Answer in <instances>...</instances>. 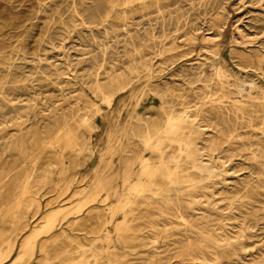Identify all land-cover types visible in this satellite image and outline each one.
Returning <instances> with one entry per match:
<instances>
[{"label":"rangeland","instance_id":"obj_1","mask_svg":"<svg viewBox=\"0 0 264 264\" xmlns=\"http://www.w3.org/2000/svg\"><path fill=\"white\" fill-rule=\"evenodd\" d=\"M220 66L230 75L224 87L230 89L223 98L225 104L239 101L243 114L216 116L208 111L197 123V146L204 157L212 152L213 173L208 175L213 178L208 176L192 193L171 190L168 197L153 195L150 204L138 202L128 217L130 229L122 230L119 238L114 223L123 214L112 215L110 209L137 179L141 159L151 155L137 134L145 129L144 123L153 127L163 124L173 111L192 110L200 104L208 109L215 97L209 91L222 92L218 80L212 78ZM122 86L124 90L119 91ZM239 87L245 91L239 93ZM105 91L115 92L110 105ZM263 93L264 0H0V231L10 228L6 234L1 231L0 238L12 234L17 223L22 227L20 241L43 223L49 210L60 206L57 226L50 234H42L39 242L63 229L66 236L58 241L73 249L71 257L75 259L83 251L81 247L96 243L106 249L103 264L116 260L115 264H218L215 255L222 254L212 244L204 255L199 253L200 263L175 255L186 247L187 234L198 245L201 237L197 229H205L231 243L240 255V264H263ZM64 119L74 127L67 139L55 141L41 152ZM70 139L73 148L65 146ZM206 147L216 148L208 152ZM25 169L31 171L33 185L31 194L23 197L26 200L21 198L19 208L13 193ZM190 170L200 174L197 169ZM144 194L152 196L151 191ZM108 219L111 222L107 224ZM187 222L196 231H188ZM105 231L109 240L102 236ZM90 254L88 251L86 257L93 263ZM43 255L37 251L34 260L26 264H43Z\"/></svg>","mask_w":264,"mask_h":264},{"label":"bare ground","instance_id":"obj_2","mask_svg":"<svg viewBox=\"0 0 264 264\" xmlns=\"http://www.w3.org/2000/svg\"><path fill=\"white\" fill-rule=\"evenodd\" d=\"M179 31V30H178ZM205 40V39H204ZM231 43V42H230ZM206 50V49H205ZM155 54V53H154ZM212 54V53H211ZM133 56V55H132ZM215 57V56H214ZM209 59V58H208ZM207 59V60H208ZM142 65V64H141ZM147 65V64H145ZM150 65V64H149ZM216 66V65H215ZM11 67V66H10ZM136 68V67H135ZM142 68V67H141ZM144 68V67H143ZM146 69V68H144ZM148 69H149V66H148ZM216 69V70H215ZM214 69V76L218 81H216V83H218L220 86H221V89L222 92L221 93H213L212 92V89L213 87H209V89H211L209 92L211 93V95H215L214 98H211L210 100V104H209V107L208 109H206L204 107L203 104H200V102H198L200 105L198 106H195L194 109H184L182 107V110L181 112H178V113H175L173 110V112L167 114V116L165 117V120L163 121V124L161 123V125L157 124L158 126H155L153 127V125L151 124H148V123H144L145 124V129L137 134V136L140 137L142 143H143V146L144 148H146L147 150H149V153L151 151V155L149 156H144L142 159H141V162H140V170L138 171V176L136 177L137 179L132 183L130 184L129 186V189H125V191H123L122 195L120 196L119 200L117 201V203H114V206L111 207L110 211L112 213V215L116 214V212L118 213L119 211L123 214L122 216V219H119L117 221H115L116 223L115 224V228H116V233H118L120 236L119 238L122 236L121 235V231L125 230L126 229H130V226H129V223L128 221H130V219L128 218L129 215L133 214V211L135 207V205L142 201L143 203H145L144 201H146V203L148 202H152L151 199H153V195H160L162 194L163 196L165 197H168L166 196V193L171 191V190H174V191H180V192H190L192 193V191L196 188V186L204 181L205 179H207V177L209 176L208 174H211L213 173V166L210 164V161H211V158L213 157L212 155V152H209L214 150V148L216 147H213V149H211L212 147H206L208 149V154H206L207 157H204L205 154H202L200 152V149L198 148L197 146V141H196V138L198 137V132H199V128H200V125H198V121L200 120V117L206 112L208 113V111L211 112H215V114H217L216 116H219V115H230L232 112V114H236V115H239V114H243V109L242 107L239 105V101L238 102H234L231 104V106L225 104V101H224V97L227 98L230 91V89L226 88V90H224V87L226 85V80H227V77L230 76V75H227V72L220 66V67H216ZM132 70V69H131ZM142 70V69H141ZM135 71V70H134ZM144 71V70H143ZM150 71V70H149ZM132 72V71H131ZM140 72V71H139ZM130 73V72H129ZM131 74V73H130ZM121 77V75H120ZM130 77V76H129ZM128 77V78H129ZM234 77V75H233ZM211 78V77H210ZM233 79V78H232ZM122 80V79H121ZM199 80V79H198ZM208 80V79H207ZM206 80V81H207ZM213 80V79H212ZM111 81V80H110ZM116 82H118L116 80ZM200 82V81H199ZM210 82V81H209ZM238 82H240V80H238ZM255 82V81H253ZM112 83V82H110ZM207 83V82H206ZM228 83V82H227ZM115 84V83H114ZM119 84V82H118ZM117 84V85H118ZM122 84V83H121ZM229 84V83H228ZM227 84V85H228ZM116 85V86H117ZM126 85V83H125ZM226 85V86H227ZM112 86V85H111ZM131 86V85H130ZM204 86V85H203ZM100 90L102 89V87L100 85L97 86ZM96 87V88H97ZM110 87V86H109ZM115 87V86H114ZM206 87V86H205ZM208 87V86H207ZM216 87V86H214ZM219 87V86H217ZM231 87V86H230ZM248 87V86H247ZM105 88V87H104ZM116 88V87H115ZM170 88V87H169ZM252 88V87H251ZM256 88V87H255ZM114 89V88H113ZM123 89L124 90V86H122L119 91ZM167 89V88H165ZM171 89V88H170ZM206 89V88H205ZM208 89V88H207ZM206 89V91H207ZM216 89H219V88H216ZM215 89V90H216ZM112 90V89H111ZM115 90V89H114ZM118 90V89H116ZM202 90V89H201ZM235 90V89H234ZM238 92L239 93H242L243 91H245L243 88L239 87L238 89ZM253 90V89H252ZM169 91V90H167ZM214 91V90H213ZM219 90H216L214 92H218ZM247 91V90H246ZM255 91V90H254ZM98 92V91H97ZM100 92V91H99ZM102 92V91H101ZM105 92H108V91H105ZM114 91H111V93L109 94H105L104 93V98H105V101L108 103V105L111 104L112 102V98L115 94L112 93ZM118 92V91H117ZM166 92V91H165ZM252 92V91H251ZM263 92V91H262ZM205 93V92H204ZM207 93V92H206ZM248 93V92H247ZM102 94V93H101ZM238 94V93H236ZM245 94V93H244ZM264 94V93H263ZM164 95V94H163ZM201 95V93H200ZM208 95V94H207ZM206 95V96H207ZM246 95V94H245ZM261 95V94H260ZM199 96V94H198ZM240 96V95H239ZM243 96V95H242ZM259 96V95H257ZM205 97V96H204ZM212 97V96H211ZM250 97V96H249ZM255 97V96H253ZM132 98V97H131ZM209 98V97H208ZM245 98V97H244ZM200 99V98H199ZM203 99V98H202ZM166 100V99H165ZM197 100V99H196ZM201 100V99H200ZM242 100V99H241ZM256 100V99H255ZM198 101V100H197ZM183 102V101H182ZM181 102V103H182ZM204 102V101H203ZM209 102V100H208ZM190 103V102H189ZM188 103V104H189ZM196 103V102H195ZM238 103V104H237ZM242 103V102H241ZM258 103V102H257ZM230 104V103H229ZM251 104V103H250ZM172 105V104H171ZM174 105V104H173ZM249 105V104H248ZM165 106V105H164ZM194 106V105H193ZM112 107V106H111ZM169 107V106H168ZM257 107V106H256ZM255 107V108H256ZM260 107V106H259ZM263 107V106H262ZM162 109V108H161ZM168 109V108H167ZM171 109V107H169V110ZM174 109V107H173ZM181 109V108H180ZM175 110V109H174ZM179 110V108L177 109ZM255 110V109H254ZM263 110V109H262ZM163 111V109H162ZM180 111V110H179ZM248 111V110H247ZM260 111V108L259 110ZM164 112V111H163ZM257 112V111H256ZM261 112V111H260ZM249 115V114H248ZM208 116V114H207ZM242 116V115H241ZM231 117V116H229ZM136 118V117H135ZM140 118V116H139ZM235 118V117H234ZM241 118V117H240ZM142 119V118H141ZM164 119V118H163ZM202 119V118H201ZM231 119V118H230ZM242 119V118H241ZM143 120V119H142ZM140 120V121H142ZM213 120V119H212ZM229 120V118H228ZM227 120V123H229L230 121ZM235 120V119H234ZM237 120V119H236ZM240 120V119H239ZM261 120V119H260ZM263 120V119H262ZM87 121H88V118H85L83 119V122L84 124L86 123L87 124ZM138 121V120H137ZM202 121V120H201ZM125 122V121H124ZM204 122V121H203ZM202 122V123H203ZM208 122V121H206ZM212 122V121H211ZM262 122V121H261ZM137 123V122H136ZM160 123V121H159ZM241 123V122H240ZM140 124V123H139ZM137 124V126L139 125ZM142 124V123H141ZM210 124V122H209ZM215 124V123H213ZM231 124V123H230ZM245 124V123H244ZM253 124V123H252ZM82 125V124H81ZM135 125V124H134ZM225 125V124H224ZM85 126V125H84ZM215 126V125H214ZM244 126V125H243ZM246 126V125H245ZM87 127V126H86ZM217 128H219L218 126H216ZM226 127V126H225ZM74 128V127H73ZM73 128L70 126L69 122L64 119L63 123L61 124V126L59 127L58 129V132L57 134L54 136V138L50 141L47 142V144H43V146L41 147V152L45 151L48 147L50 146H53L52 144H55L54 142L55 141H58V140H62V142L64 141L62 138H66L67 136H69V134L71 133V131L73 130ZM88 128L90 130H93V127L89 124L88 125ZM117 128V127H116ZM131 128V127H130ZM136 128V127H135ZM140 128V127H139ZM215 128V127H214ZM223 128V127H222ZM227 128V127H226ZM225 128V129H226ZM232 128V127H231ZM230 128V129H231ZM253 128V127H252ZM88 129V130H89ZM204 129V128H203ZM224 129V128H223ZM233 129V128H232ZM264 129V128H262ZM131 130V129H130ZM138 131V129H136ZM141 130V129H140ZM217 130V129H216ZM235 130V128H234ZM254 130V129H253ZM78 131V130H77ZM127 130H125L126 132ZM129 131V130H128ZM207 131V130H206ZM212 131H214V129H212ZM224 131V130H223ZM76 132V131H75ZM136 132V131H135ZM140 132V131H139ZM220 132V130H219ZM217 133V132H216ZM262 133V132H261ZM127 134V133H126ZM136 134V133H135ZM134 134V135H135ZM228 134V132L226 133ZM217 137H218V134H216ZM72 136V134H71ZM127 136V135H126ZM136 136V135H135ZM213 136V135H212ZM229 136L230 133H229ZM233 136V135H232ZM239 136V135H238ZM76 137V136H75ZM89 137V136H88ZM130 137V136H129ZM208 137V136H207ZM69 138V137H68ZM73 138V137H72ZM83 138V137H82ZM91 138V136H90ZM219 138H221V135L219 136ZM232 138V137H231ZM237 138V137H236ZM235 138V139H236ZM240 138V136H239ZM67 139V138H66ZM75 139V138H74ZM77 139V138H76ZM79 139V138H78ZM84 139V138H83ZM129 139V138H128ZM139 139V138H138ZM204 139V138H203ZM223 139H226V138H223ZM263 139V138H262ZM88 140V139H87ZM130 140H132L130 138ZM211 140V139H210ZM216 140V139H215ZM241 140V139H240ZM46 141V140H45ZM85 141V140H84ZM90 141V140H89ZM140 141V140H138ZM140 141V142H141ZM213 141V140H212ZM217 141V140H216ZM235 141V140H234ZM238 141V140H237ZM248 141V140H247ZM246 141V142H247ZM263 141V140H262ZM61 142V141H60ZM83 142V141H81ZM222 142V141H221ZM232 142V141H231ZM253 142V141H252ZM58 143V142H57ZM86 143V141H85ZM110 143V142H109ZM212 143V142H211ZM209 143V144H211ZM235 143V142H233ZM249 143V142H248ZM247 143V144H248ZM254 143V142H253ZM90 144V143H89ZM217 144V143H216ZM255 144V143H254ZM85 145V144H84ZM229 145V144H228ZM232 145V144H231ZM246 145V144H245ZM65 146H70L71 148H73L75 146V143H73V140H69ZM82 146V145H81ZM80 146V147H81ZM201 146V145H200ZM209 146V145H208ZM211 146V145H210ZM215 146V145H214ZM230 146V145H229ZM243 146V145H242ZM257 146V144L255 145ZM245 147V146H244ZM250 148L252 146H249ZM248 147V149H249ZM258 147V146H257ZM85 149H87L85 146H84ZM93 148V147H92ZM172 149V150H168V149ZM201 148V147H200ZM205 148V147H204ZM232 148V147H231ZM49 149V148H48ZM47 149V150H48ZM82 149V148H81ZM89 149V147H88ZM225 149V148H224ZM260 149V148H259ZM262 149V148H261ZM90 150V149H89ZM94 150V148H93ZM206 150V149H205ZM227 150V148L225 149V151ZM236 150V149H235ZM244 150V149H243ZM245 150L247 151V149L245 148ZM255 150V149H253ZM91 151V150H90ZM230 151V150H229ZM251 151V149H250ZM40 152V153H41ZM233 152V151H232ZM93 153V151H92ZM91 153V154H92ZM221 153V152H220ZM231 153V151H230ZM235 153V152H233ZM238 153V152H237ZM262 153V152H261ZM62 153H60L61 155ZM223 154V153H222ZM227 154V153H226ZM225 154V155H226ZM263 154V153H262ZM261 154V155H262ZM40 154H38L39 156ZM259 156V155H258ZM263 156V155H262ZM36 157V156H35ZM154 157L156 159H154ZM223 157V155H222ZM229 157V156H228ZM233 157V155H232ZM224 158V157H223ZM263 160V159H262ZM220 161V160H219ZM215 162V161H213ZM264 162V160H263ZM35 164V161L33 162ZM128 163V162H127ZM262 163V162H261ZM24 164V163H23ZM62 164V162H61ZM263 164V163H262ZM32 165V164H31ZM223 165V164H222ZM259 165V164H258ZM263 167V166H261ZM190 168H194V169H197L198 172L200 174H197L195 175L194 172H192L190 170ZM196 170V171H197ZM15 171V170H14ZM16 172V171H15ZM218 172V170L216 171ZM12 174V173H10ZM14 174V173H13ZM66 174V173H65ZM16 175V174H15ZM31 171L28 170V169H25L24 171V176L22 178V180L20 181V183L17 185V190L13 193L14 195H17V198H18V201H16V204L19 208L20 205H21V198H23L24 196H27L29 194H31V187H32V183H31ZM45 175V174H44ZM216 175V174H215ZM6 176V175H5ZM212 176V174H211ZM209 176L210 178H213ZM59 177V176H58ZM208 177V178H209ZM74 180V178H72ZM17 180V179H16ZM126 180V179H125ZM129 181V180H127ZM210 181V180H209ZM50 182V180H49ZM212 182V181H211ZM1 183V182H0ZM13 183V182H12ZM37 183V182H36ZM128 183V182H127ZM32 184V185H31ZM15 185V184H14ZM35 185V184H34ZM98 185V184H97ZM41 186V185H40ZM99 186V185H98ZM208 186V185H206ZM73 187V186H72ZM156 187V190H154L153 188ZM203 187V186H202ZM9 188V187H8ZM68 188V187H67ZM82 188V187H81ZM80 188V189H81ZM114 188V187H113ZM62 189V188H61ZM35 190V189H34ZM82 190V189H81ZM154 190V191H153ZM7 191V190H6ZM83 191V190H82ZM92 191V190H91ZM90 191V192H91ZM98 191V190H97ZM145 191H151L152 192V196H149V195H146L144 194ZM204 191V190H203ZM79 192V191H78ZM125 192V193H124ZM175 192V193H177ZM77 193V192H75ZM121 193V192H120ZM181 194V193H180ZM6 195V194H5ZM107 195V194H106ZM189 196V194H187ZM237 195V194H236ZM7 196V195H6ZM95 196V194H94ZM92 196V198L94 197ZM98 196V195H97ZM196 196V195H195ZM91 197V195L89 196ZM89 197H87L89 199ZM157 197V196H155ZM177 197V196H176ZM193 197V196H191ZM16 198V199H17ZM27 198V197H25ZM23 198V200L25 199ZM107 198V197H106ZM185 198V196H184ZM188 198V197H187ZM196 198V197H194ZM34 199V198H33ZM95 199V197L93 198ZM241 199V198H240ZM26 200V199H25ZM29 201V199H27ZM32 200V199H31ZM35 200V199H34ZM92 200V199H91ZM104 200V199H103ZM102 200V201H103ZM164 200H167L166 198ZM230 200V199H229ZM27 201V202H28ZM86 201V200H85ZM89 201V200H88ZM87 201V202H88ZM93 201V200H92ZM101 201V200H100ZM169 201V200H168ZM179 201V200H178ZM191 201V200H190ZM194 201V200H193ZM26 202V201H24ZM26 202V203H27ZM162 202V201H161ZM167 202V201H166ZM170 202H172L170 200ZM186 202V201H185ZM189 202V201H188ZM192 202V201H191ZM6 203V202H5ZM11 203V202H10ZM24 203V204H26ZM80 203V202H79ZM28 204V203H27ZM26 204V205H27ZM150 204V203H148ZM177 204V203H176ZM4 205V204H3ZM9 205V204H7ZM100 205V204H99ZM160 205V204H159ZM171 205V204H170ZM96 206V205H94ZM152 206V205H151ZM173 206V205H172ZM178 206V205H177ZM1 207V206H0ZM109 207V206H108ZM107 207V208H108ZM149 207V206H148ZM7 208V206H6ZM17 208V207H16ZM27 208V207H26ZM64 210L66 207H63ZM74 208V207H73ZM82 208V207H81ZM90 208V207H89ZM97 208V207H96ZM138 208V207H137ZM161 208V207H159ZM170 208V207H169ZM198 208V207H197ZM68 209V207H67ZM66 209V210H67ZM171 209V208H170ZM177 209V208H176ZM14 210V209H13ZM16 210V209H15ZM63 210V211H64ZM71 210V209H70ZM73 210V209H72ZM77 210V209H76ZM154 210V209H153ZM166 210V209H165ZM69 211V210H68ZM162 211V210H160ZM174 211V210H173ZM176 211V210H175ZM174 211V212H175ZM14 212V211H13ZM22 212V211H21ZM62 212V208L59 206L57 208H54L52 210H49L45 216H44V221L43 223L39 226V227H34L33 229H31L28 233H26V235L24 237H22V239L19 241L18 240V236H19V232L21 230L22 227H20L19 225H17V223L14 225V229H13V233L11 234H7L8 236L5 237V238H0V264H26L28 262H31L34 260L35 256H36V253L37 251H40L43 255V257L41 256V260L43 262V264H74L75 262H84L85 264H97L98 260H101V263L103 264L104 261H102V259L104 258V255H105V250L104 249L105 247L103 246H100V245H97L96 243H94L93 245H91L90 247H81L80 245V249H83V251L80 253V256L78 259H75V258H72V254L73 253V249L71 250L70 247H63L60 245L59 243V238L60 236H64L65 235V230L61 229V232L59 230V234H55L53 236H50V238L48 239H51V243L52 245H49L48 244V239L42 241V242H39V237L42 235V234H50V231H52L57 225H56V219L59 215V213ZM71 212V211H70ZM135 212V211H134ZM148 212V211H147ZM189 212V211H188ZM16 213V212H15ZM15 213L13 215H15ZM69 213V212H68ZM172 213V212H171ZM26 214V213H25ZM166 214V212H165ZM163 213V215H165ZM173 214V213H172ZM24 215V214H23ZM107 215V214H106ZM111 215V216H112ZM137 215V214H136ZM167 215V214H166ZM189 215V214H188ZM195 215V214H194ZM65 216V215H63ZM158 216V215H157ZM174 216V215H173ZM114 217V216H113ZM176 217V216H175ZM177 217L181 218L180 220H186L183 216V214L181 212H178V215ZM188 217V216H187ZM199 217V216H198ZM63 217H61L62 219ZM79 218V217H78ZM106 218V217H105ZM111 218V217H110ZM170 218H173L172 216ZM195 218V217H194ZM18 219V218H17ZM112 219V218H111ZM111 219L107 220L106 223L108 224L109 222H111ZM175 219V218H174ZM173 219V220H174ZM196 219H197V216H196ZM203 219V217H202ZM19 220V219H18ZM17 220V221H18ZM23 220V218H22ZM139 220V219H138ZM168 220V219H167ZM244 220V219H243ZM12 221V220H11ZM21 221V220H20ZM153 221V220H152ZM159 221V220H158ZM176 221H178V219H176ZM183 221V222H184ZM174 222V221H173ZM181 222V221H180ZM203 222V220H202ZM85 223V222H84ZM156 224V222H154ZM163 223V222H162ZM161 223V224H162ZM177 223V222H176ZM96 224V223H94ZM105 224V223H104ZM138 224V223H137ZM158 224V223H157ZM180 224V223H179ZM187 226H188V231H196L194 229H197L195 228L192 224L188 223L187 222ZM199 224V223H198ZM217 224V223H216ZM29 225V224H28ZM151 225H153L151 223ZM159 225V224H158ZM164 225V224H163ZM167 225V223H166ZM165 225V226H166ZM171 225V223L169 224ZM181 225V224H180ZM178 225V226H180ZM185 225V223L183 224ZM182 225V226H183ZM214 225V224H213ZM73 226V225H72ZM157 225H155L156 227ZM162 226V225H160ZM212 226V225H211ZM2 227V226H1ZM152 227V226H151ZM154 227V226H153ZM170 227V226H169ZM177 227V226H176ZM28 228V227H27ZM114 228V226H113ZM157 228V227H156ZM164 228H167V227H164ZM175 227H173L174 229ZM179 228V227H178ZM216 228H219L217 227L216 225ZM3 229V228H2ZM1 229V231H3ZM10 229V228H8ZM8 229L6 231H8ZM102 229V227H101ZM152 229V228H151ZM159 229V228H157ZM162 229V228H161ZM221 229V228H220ZM5 230V229H4ZM106 230V229H105ZM108 230V229H107ZM132 230V229H131ZM130 230V231H131ZM166 230V229H165ZM171 230V229H170ZM0 231V232H1ZM6 231H3L4 233ZM118 231V232H117ZM153 231V229H152ZM185 231V230H184ZM188 231L186 233H188ZM240 231V230H239ZM237 231V233L239 232ZM103 232V231H102ZM108 232V231H105V233ZM114 232V231H113ZM134 232V231H133ZM197 232L199 234V236L201 237V240L199 242L198 245H195L194 243V239L191 238L189 236V234H187V238H188V242L186 244V247L184 249H181L180 250L178 249L176 254L175 255H183V256H186L185 258H188V259H196L198 260L200 257L199 253L204 255L205 254V250L208 249L210 247L209 244H212L214 245V247H217L219 250H220V253L222 254V256H219V254L215 255V259L217 260L218 264H240L238 259L240 258V255L238 254V252L235 250V248L233 247V245H231V243L229 244L227 240L225 239H219L217 237H214L210 231L208 230H205V229H197ZM56 233V232H54ZM124 233V232H122ZM154 233V232H153ZM176 233V232H175ZM222 233V232H221ZM224 233V232H223ZM228 233V232H227ZM241 234L242 231L240 232ZM6 234V233H5ZM99 234V233H98ZM109 234V233H108ZM106 233V235H102L104 236L103 238L104 239H108L109 240V235ZM174 234V233H173ZM177 234V233H176ZM175 234V235H176ZM233 234V233H232ZM240 234V235H241ZM153 235V234H152ZM180 235V234H179ZM224 235V234H223ZM227 235V234H226ZM229 235H231L229 233ZM236 235V233L234 234ZM3 236V235H2ZM21 236V235H20ZM66 236V235H65ZM98 236V235H97ZM118 236V235H117ZM169 236V235H168ZM166 236V237H168ZM195 236V235H193ZM225 236V235H224ZM222 236V237H224ZM228 236V235H227ZM133 237V236H131ZM135 237V236H134ZM232 237V235H231ZM65 238V237H64ZM68 238L70 239V241L73 240V238L70 236H68ZM136 238V237H135ZM152 238V237H151ZM157 238V237H156ZM155 238V239H156ZM172 238V237H171ZM170 238V239H171ZM175 238V237H174ZM198 238V237H197ZM225 238V237H224ZM45 239V238H44ZM67 239V238H66ZM102 238H97L96 240H101ZM103 239V240H104ZM112 239V238H111ZM137 239V238H136ZM181 239V237H180ZM194 241H193V240ZM200 239V238H199ZM42 240V239H41ZM116 240V239H115ZM118 240V239H117ZM148 240V239H147ZM154 240V239H152ZM66 241V240H65ZM69 241V240H68ZM76 241V240H75ZM156 241V240H155ZM174 241V240H173ZM176 241V240H175ZM103 242V241H102ZM150 242V241H149ZM172 242V241H171ZM179 242V241H178ZM177 242V243H178ZM40 243V244H39ZM148 243V241H147ZM146 243V244H147ZM174 243V242H173ZM177 243L176 245L174 246H177ZM63 244V243H62ZM142 244V243H141ZM166 244V243H165ZM164 244V245H165ZM64 245V244H63ZM78 245V244H77ZM182 245V244H181ZM161 246V245H160ZM163 246V244H162ZM167 247V246H166ZM178 247V246H177ZM164 248V247H162ZM175 248V247H173ZM211 248V247H210ZM109 249V248H107ZM166 249V248H164ZM163 249V250H164ZM198 249H200L198 251ZM78 250V249H77ZM162 250V251H163ZM264 250V249H263ZM90 251L91 254L94 256L95 258V261L92 263L91 261H89V259H87L86 255H87V252ZM161 251V250H160ZM77 252V251H76ZM171 252V251H170ZM169 252V253H170ZM172 252H175V251H172ZM214 252V251H212ZM264 252V251H263ZM110 253V252H108ZM168 253V252H167ZM208 253V251H207ZM78 254V253H77ZM76 254V255H77ZM90 254V255H91ZM174 254V253H173ZM264 254V253H263ZM107 255V254H106ZM170 255V254H169ZM260 255V253H259ZM72 256V257H71ZM110 256V255H109ZM107 256L106 259H110V257ZM161 256V255H159ZM210 256V255H209ZM260 256H263V255H260ZM92 257V256H91ZM115 257V256H114ZM163 257V256H162ZM167 257V256H166ZM175 257V256H174ZM223 257V258H222ZM259 257V256H258ZM146 258V257H144ZM152 258V257H151ZM176 258V257H175ZM250 258V257H249ZM255 258V257H254ZM254 258H252L254 260ZM262 258V257H261ZM264 258V257H263ZM105 259V260H106ZM116 259V258H115ZM204 259V258H203ZM258 259V258H257ZM148 260V258L146 259ZM150 260V259H149ZM163 260V259H161ZM98 261V262H97ZM117 261V260H116ZM116 261L113 263L115 264ZM185 261V260H184ZM189 261V260H188ZM205 261V260H204ZM210 261V260H209ZM213 261V260H212ZM244 261V260H242ZM262 261V260H261ZM38 262V261H36ZM110 262V260H109ZM180 262V261H179ZM199 262V260H198ZM247 262V261H246ZM256 262V261H255ZM79 263V264H80ZM108 263V262H107ZM106 263V264H107ZM168 263V262H167ZM183 263V262H182ZM186 263H188L186 261ZM200 263V262H199ZM244 263V262H243ZM253 263V262H252ZM251 262L250 263H244V264H252ZM77 264V263H76ZM191 264V263H190ZM210 264V263H209ZM264 264V263H263Z\"/></svg>","mask_w":264,"mask_h":264}]
</instances>
